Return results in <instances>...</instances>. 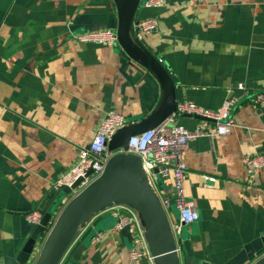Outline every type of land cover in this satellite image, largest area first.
<instances>
[{
	"label": "crops",
	"instance_id": "obj_1",
	"mask_svg": "<svg viewBox=\"0 0 264 264\" xmlns=\"http://www.w3.org/2000/svg\"><path fill=\"white\" fill-rule=\"evenodd\" d=\"M145 18H154L157 28L140 43L162 62L178 101L214 110L238 95L237 84L247 91L230 113L234 126L226 136L212 135L215 125L206 121L204 135L182 154L184 197L198 220L182 225L173 204L164 209L172 230L187 226L195 259L224 264L264 232V169L248 175L242 163L244 156L264 153V109L251 102L264 95V0H166L157 8L140 7L134 21ZM112 20L116 24L111 0H0V263L24 244L30 226L25 216L54 191L106 112L131 125L161 104L157 79L118 45L76 39L110 28ZM199 123L182 115L174 121L189 131ZM112 173L108 169L104 177ZM161 180L155 192L171 199L172 179ZM69 202L55 211L52 225ZM114 207H101L79 226L61 264L81 244L74 264H143L130 257L132 238L114 229ZM139 218L148 252L161 254Z\"/></svg>",
	"mask_w": 264,
	"mask_h": 264
},
{
	"label": "water",
	"instance_id": "obj_2",
	"mask_svg": "<svg viewBox=\"0 0 264 264\" xmlns=\"http://www.w3.org/2000/svg\"><path fill=\"white\" fill-rule=\"evenodd\" d=\"M116 9V24L112 20L110 28L115 29L118 46L125 55L154 75L163 90V99L159 108L136 124L125 125L108 142V150L113 153L105 171L112 170L109 177L102 176L89 185L78 196L71 199L57 222L52 224V217L65 203L71 188L62 187L44 197L38 206L41 220L29 226L24 244L12 256L2 258L0 264H34L39 256L41 241L45 230L50 229L42 254L36 264H61L64 252L79 226L101 207L116 203H128L136 208L146 227L148 237L157 248L165 264H214L193 257L188 235L182 230L174 231L168 223L159 199L151 191L141 160L126 153L130 137L155 128L176 109L178 102L176 88L162 62L144 49L141 41L132 31L135 14L140 9L141 0H111ZM182 116L200 121H209L200 116L184 114ZM91 171H88V176ZM157 174V169H152ZM160 178L157 176V180ZM177 211V210H176ZM115 217V222H116ZM115 224V223H114ZM131 240L128 227L121 230ZM85 246L79 245L71 254L67 264L78 261ZM264 251V232L245 244L243 248L224 264H249L253 258ZM157 258V263H158ZM256 264H264V259Z\"/></svg>",
	"mask_w": 264,
	"mask_h": 264
},
{
	"label": "built area",
	"instance_id": "obj_3",
	"mask_svg": "<svg viewBox=\"0 0 264 264\" xmlns=\"http://www.w3.org/2000/svg\"><path fill=\"white\" fill-rule=\"evenodd\" d=\"M166 0H141L139 6L143 8H157L162 6ZM157 28V21L154 18H145L132 23V31L137 39L145 34L153 32ZM76 39L83 44H98L102 46H117V35L115 29L107 28L92 32L78 34ZM238 95L227 97L222 104L214 110L204 109L188 101L178 102L175 111L162 121L155 128L144 131L129 138L126 153L138 157L141 166L146 174L147 183L151 191L157 196L161 207L168 208L174 205L178 212L179 223L190 225L198 220V214L193 209L192 203L184 197L183 182L186 173L185 164L182 161V154L188 143L202 137L201 131L206 126V121H200L197 128L189 131L182 126L175 125V119L184 114L200 116L214 123L215 129L212 135L226 136L230 128L234 126L231 116L232 109L240 99L247 94L242 83L236 85ZM227 89V93H231ZM254 106L264 109V95L255 94L251 99ZM125 126L124 119L114 111L106 112L101 118L97 130L85 147L79 148L77 158L73 166L53 184V190L62 187L71 188L79 179L81 181L74 187L66 200H71L83 192L89 185L98 180L106 169V166L113 156L108 150V142L112 136ZM242 163L248 175L264 169V153L252 156H244ZM157 169V174L152 169ZM91 173L86 176L87 172ZM157 176L160 178L172 179L171 199L159 197L155 192ZM65 200V201H66ZM113 216L116 217L114 229L121 231L128 227V232L133 241V248L130 251L132 260L143 259V264H157L156 256L147 250L144 232L140 225V218L137 211L124 205H116ZM29 225L38 224L41 214L34 210L25 216ZM52 225V224H51ZM52 227V226H51Z\"/></svg>",
	"mask_w": 264,
	"mask_h": 264
},
{
	"label": "rangeland",
	"instance_id": "obj_4",
	"mask_svg": "<svg viewBox=\"0 0 264 264\" xmlns=\"http://www.w3.org/2000/svg\"><path fill=\"white\" fill-rule=\"evenodd\" d=\"M161 181H162L161 178H158V182L160 183ZM111 204L118 205V204H120V203L113 202V203H111ZM170 209H171V212L173 213L172 215H173L176 219H178V212L176 211L174 205H171ZM140 225H141V227H142V230H144V228H143V224L141 223V221H140ZM181 229H182V232H183L184 234H187V226H183ZM143 232H144V231H143ZM41 242H42V241H41ZM40 246H41V245H40ZM262 259H264V251H262V252L259 253L255 258H253L252 261H251L249 264L254 263L256 260H257V262H259V261H261ZM257 262H255V263H257Z\"/></svg>",
	"mask_w": 264,
	"mask_h": 264
},
{
	"label": "bare ground",
	"instance_id": "obj_5",
	"mask_svg": "<svg viewBox=\"0 0 264 264\" xmlns=\"http://www.w3.org/2000/svg\"><path fill=\"white\" fill-rule=\"evenodd\" d=\"M159 258V260L162 262H164L162 255L161 254H156V259Z\"/></svg>",
	"mask_w": 264,
	"mask_h": 264
},
{
	"label": "trees",
	"instance_id": "obj_6",
	"mask_svg": "<svg viewBox=\"0 0 264 264\" xmlns=\"http://www.w3.org/2000/svg\"><path fill=\"white\" fill-rule=\"evenodd\" d=\"M49 227H51V225ZM47 231H48V229H47Z\"/></svg>",
	"mask_w": 264,
	"mask_h": 264
}]
</instances>
